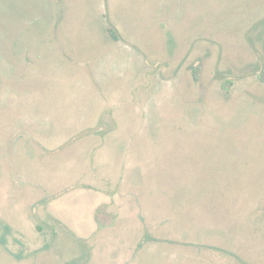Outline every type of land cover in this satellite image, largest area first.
I'll return each mask as SVG.
<instances>
[{"label": "rangeland", "instance_id": "374dc122", "mask_svg": "<svg viewBox=\"0 0 264 264\" xmlns=\"http://www.w3.org/2000/svg\"><path fill=\"white\" fill-rule=\"evenodd\" d=\"M263 19L0 0V264H264Z\"/></svg>", "mask_w": 264, "mask_h": 264}, {"label": "trees", "instance_id": "16d2710c", "mask_svg": "<svg viewBox=\"0 0 264 264\" xmlns=\"http://www.w3.org/2000/svg\"><path fill=\"white\" fill-rule=\"evenodd\" d=\"M263 21H264V19H263ZM109 34L112 37L114 36V34H113V32L111 30H109ZM258 77L260 78V76H258ZM226 83H228V82L227 81L222 82V84H221L222 85V88L228 89Z\"/></svg>", "mask_w": 264, "mask_h": 264}]
</instances>
